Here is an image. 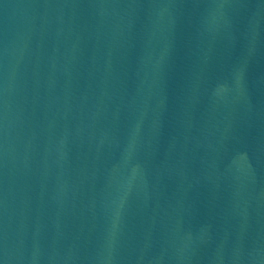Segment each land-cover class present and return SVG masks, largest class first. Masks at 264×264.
Returning a JSON list of instances; mask_svg holds the SVG:
<instances>
[{
    "label": "water",
    "instance_id": "obj_1",
    "mask_svg": "<svg viewBox=\"0 0 264 264\" xmlns=\"http://www.w3.org/2000/svg\"><path fill=\"white\" fill-rule=\"evenodd\" d=\"M0 264H264V0H0Z\"/></svg>",
    "mask_w": 264,
    "mask_h": 264
}]
</instances>
